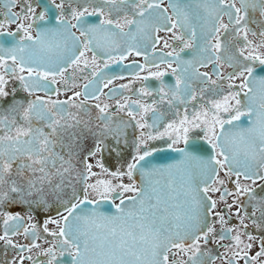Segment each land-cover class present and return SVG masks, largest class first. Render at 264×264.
<instances>
[{
    "label": "snow or ice",
    "instance_id": "obj_1",
    "mask_svg": "<svg viewBox=\"0 0 264 264\" xmlns=\"http://www.w3.org/2000/svg\"><path fill=\"white\" fill-rule=\"evenodd\" d=\"M18 2L0 17L5 264H264V0ZM131 56L129 83L98 79Z\"/></svg>",
    "mask_w": 264,
    "mask_h": 264
},
{
    "label": "flooded vegetation",
    "instance_id": "obj_2",
    "mask_svg": "<svg viewBox=\"0 0 264 264\" xmlns=\"http://www.w3.org/2000/svg\"><path fill=\"white\" fill-rule=\"evenodd\" d=\"M48 2H50V0H48ZM56 2L59 3L60 0H56ZM33 3L35 5L37 3V0H33ZM23 4H24V0H19V2L16 4V6L12 7V11L13 12H16V13H20L21 12V9L23 8ZM75 6L76 5H73V7H75ZM8 7H9V0H0V17H2L3 15H5L7 13ZM67 7H68V5L66 4L65 5V8H67ZM41 10L42 9L39 6H37V13H39ZM225 22H227V17H225ZM15 27H16V25H12L10 30H15ZM160 35L166 37V34L165 33H160ZM165 51H167V50H165ZM90 55L91 54H89V56ZM134 61L135 62H138L140 64L144 63V60H143L142 57L131 56L127 60L123 61L122 64H120V65H116V64L111 65V67L109 69H106L104 71L102 77H100L98 79H103L104 77L112 76V75L123 76V77H125V79H116L113 82V84H111L109 87L110 88H115V87H117L120 84H127L133 78L132 77L133 71L134 70L138 71V69H136L135 64L133 63ZM202 71H209V72H211V68L202 69ZM226 71H231V69H226ZM165 79L169 83L174 82V78L171 75L165 77ZM85 82H86L85 80L79 78V76H78L77 83L79 85H81V87L80 88H77L76 90H78V91L79 90H82V85ZM140 83L141 82L137 81L133 85V87L134 88H138L140 86ZM148 83L152 87L158 86V81H155V80L149 81ZM104 92L107 93L108 92V89L105 88L104 89ZM41 95H43V93H41ZM68 95H71V93H68ZM125 95H130V93L125 92ZM60 98L64 99L66 97L65 96H61ZM133 98L135 99V97H133ZM102 99H104V98L102 97ZM93 114H95V113L93 112ZM128 132H129V139H131L132 138L133 129L129 128L128 129ZM137 135H138V132H137ZM157 146L158 147H163L162 142H157ZM88 147L89 148L91 147V142L88 143ZM109 147L112 148L114 146L110 144ZM131 151H132V149L130 147L125 146L123 144L118 149V152L120 153V155H123L124 156L125 160L126 159H130L129 153H131ZM158 154H162V153H157V155ZM95 159L96 158H93V160L90 161V162H93L94 163ZM158 159H159L160 163L167 164L166 163V160L164 158L161 159V158L158 157ZM104 162H105V165L107 167H109V168H111V169L114 170L115 168H117L121 164H123L125 161L118 158V155H117V152L116 151H107V152L104 153ZM93 170L94 171H99V169H96V168H94ZM221 177L224 178L226 180V182H227V178L224 177V174L223 173H221ZM94 179L95 178H93V180ZM89 182H92V181H89ZM227 183H228V187L231 188L232 187L231 183L230 182H227ZM77 187H79V185H77ZM129 195H131V194H129ZM6 210L19 211V209H6ZM43 219H44L43 216L38 215V216L35 217L34 220L29 221L28 223H36L38 225V227H39L42 224ZM48 227H49V229L51 231H55L56 230V226L55 225L49 224ZM217 227H219V226H217ZM2 228H3V225H2V223H0V234H2ZM253 234L255 235L257 233L255 231H253ZM46 236H47V234L41 233V239L38 241L39 243L42 244L43 247H47L48 246V245L44 244V239H45ZM12 239L14 240V242H16L18 244H27V243H29L31 237H28L26 239L23 235H18V236L12 237ZM224 243H228V241H224ZM210 247H212V246L210 245ZM256 250H258V249L254 248L253 249V252H255ZM220 251H223V249H220ZM24 254L25 255H32L33 256V259L36 258V250L35 249L33 250L32 253H24ZM16 256H17V253H16V251L14 249L7 248L5 246V244H4V242L0 241V264H5V262L10 261L11 258L16 257ZM25 264H31V262L26 260L25 261ZM241 264H243L242 261H241Z\"/></svg>",
    "mask_w": 264,
    "mask_h": 264
},
{
    "label": "water",
    "instance_id": "obj_3",
    "mask_svg": "<svg viewBox=\"0 0 264 264\" xmlns=\"http://www.w3.org/2000/svg\"><path fill=\"white\" fill-rule=\"evenodd\" d=\"M159 158L161 159H165L166 160V163H171L173 162L172 159H170L169 157H178V154L177 153H174V152H167V153H162V154H158L157 155ZM105 208H110V205H104Z\"/></svg>",
    "mask_w": 264,
    "mask_h": 264
}]
</instances>
